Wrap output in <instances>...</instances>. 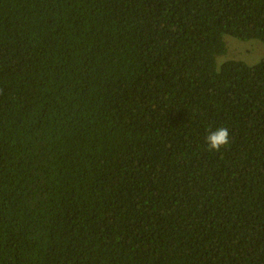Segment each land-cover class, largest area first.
<instances>
[{
    "label": "trees",
    "instance_id": "16d2710c",
    "mask_svg": "<svg viewBox=\"0 0 264 264\" xmlns=\"http://www.w3.org/2000/svg\"><path fill=\"white\" fill-rule=\"evenodd\" d=\"M224 35L264 0H0V264H264V57Z\"/></svg>",
    "mask_w": 264,
    "mask_h": 264
},
{
    "label": "rangeland",
    "instance_id": "374dc122",
    "mask_svg": "<svg viewBox=\"0 0 264 264\" xmlns=\"http://www.w3.org/2000/svg\"><path fill=\"white\" fill-rule=\"evenodd\" d=\"M224 41L226 42L227 50L225 54L217 58L218 63L226 59H236L252 65L264 57V42L258 38L241 40L224 35Z\"/></svg>",
    "mask_w": 264,
    "mask_h": 264
},
{
    "label": "clouds",
    "instance_id": "9594fccd",
    "mask_svg": "<svg viewBox=\"0 0 264 264\" xmlns=\"http://www.w3.org/2000/svg\"><path fill=\"white\" fill-rule=\"evenodd\" d=\"M205 141L210 151L219 152L221 149L227 148L231 143L228 128L218 127L215 130L209 128Z\"/></svg>",
    "mask_w": 264,
    "mask_h": 264
}]
</instances>
